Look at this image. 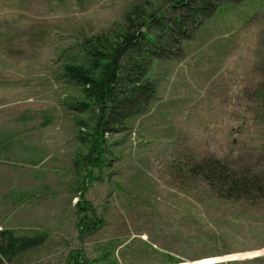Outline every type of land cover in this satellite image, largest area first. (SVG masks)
Instances as JSON below:
<instances>
[{"label":"rangeland","instance_id":"1","mask_svg":"<svg viewBox=\"0 0 264 264\" xmlns=\"http://www.w3.org/2000/svg\"><path fill=\"white\" fill-rule=\"evenodd\" d=\"M139 1L0 0V229L45 233L21 264H66L74 249L89 264H264V194L225 200L191 171L218 161L264 183V0L223 7L153 62L155 98L105 136L82 191L93 119L62 68ZM80 199L102 220L82 237Z\"/></svg>","mask_w":264,"mask_h":264},{"label":"trees","instance_id":"2","mask_svg":"<svg viewBox=\"0 0 264 264\" xmlns=\"http://www.w3.org/2000/svg\"><path fill=\"white\" fill-rule=\"evenodd\" d=\"M242 1L142 0L128 9L117 30L80 40L62 75L80 90L81 98L73 106L93 119L84 138L88 151L80 160L84 168L82 191L95 180L93 170L103 165L105 136L125 131L128 122L144 114L155 98L156 87L149 75L153 62L170 57L174 50L181 51L183 42L191 40L207 18ZM191 171L225 200H254L264 194L259 176L233 173L218 161L194 165ZM77 213L80 237L94 232L102 221L85 200H79ZM46 242L43 232L20 235L12 229H0V264L24 263ZM66 264L89 262L81 249H74Z\"/></svg>","mask_w":264,"mask_h":264}]
</instances>
